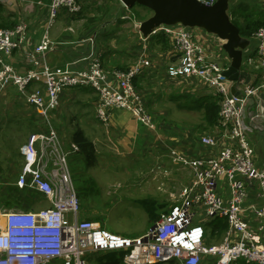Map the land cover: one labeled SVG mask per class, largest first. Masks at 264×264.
Instances as JSON below:
<instances>
[{"label":"built area","instance_id":"built-area-1","mask_svg":"<svg viewBox=\"0 0 264 264\" xmlns=\"http://www.w3.org/2000/svg\"><path fill=\"white\" fill-rule=\"evenodd\" d=\"M200 1L206 5L215 2ZM255 1L264 10V0ZM82 6L79 0H51L49 26L60 9L74 16L82 11ZM196 29L162 24L152 34L164 33L176 55V60L166 66L168 77L195 81L220 97L218 125L227 144L215 154L196 157L171 149L168 156L186 167L190 176L181 189L180 201L163 212L153 228L128 238L101 228L91 219L78 218L79 200L69 169V151L61 147L50 116L59 105L63 89L88 85L98 94L95 112L102 123L109 122V109L118 106L149 130L155 129L152 115L133 84V79L151 66L150 60L140 56L131 66L118 71L113 82L108 80L100 59L92 55L86 57L84 68L51 66L47 53L58 42L45 37L28 55V66L17 71L4 57L29 42V28L25 22L0 28V89L12 84L49 125L47 133H34L21 146L23 163L15 182L20 191L35 193L48 205H30L29 210L0 209V264H94L86 262V253L106 250L124 251L125 264H233L239 260L264 264V157L258 166L246 124L263 114L264 82L242 87V82H238L241 96H234L233 81L224 75L228 65L221 66L216 61L217 50L202 42ZM253 36L258 55L255 68H264V24ZM35 82L40 86L29 88ZM251 102L255 103V110L247 109ZM199 143L208 152L216 146L217 139L201 135ZM78 151L79 147L72 143L70 152ZM220 180L225 187L223 192ZM250 180L255 181L261 197V204L248 207L256 221L254 227L243 216ZM216 217L224 218L227 228L218 244L209 245L203 224Z\"/></svg>","mask_w":264,"mask_h":264},{"label":"crops","instance_id":"crops-1","mask_svg":"<svg viewBox=\"0 0 264 264\" xmlns=\"http://www.w3.org/2000/svg\"><path fill=\"white\" fill-rule=\"evenodd\" d=\"M79 1L83 5L82 8L90 6L93 9L86 8L75 16L64 18L67 23L64 22V24L54 27L49 33L52 28V25L49 26L48 24V5L51 0H0V25L6 23L15 25L25 22L29 28V42L14 51L12 55L5 56L4 61L12 65L17 71L24 70L28 66L27 57L32 53L34 45L40 43L45 37H49L58 42L57 47L47 53V60L51 66L70 65L71 68H84L87 66L86 57L92 55L100 59L108 80L114 82L118 71L131 66L140 56L148 58L151 66L144 68L142 73L133 79V84L146 109L152 115L155 129L149 130L145 125L138 122L128 110L114 106L109 109L108 123H102L98 119L101 125L106 126L103 137L106 140L103 142L104 146L109 144L107 141L111 143L104 152L107 155H119V152L126 156L134 155L133 158H130L131 160L141 161V158L145 156L150 155L155 158V153L160 155V149L163 146L168 147L167 156L171 149L178 148L196 157L209 153L215 154L227 144L221 130L216 129L213 133L201 128V125H204V110L202 107L200 108V98L213 93L201 88L195 81L168 77L165 72L166 66L176 60L168 37L163 33L166 38L164 40L156 33L144 39L137 30L138 22L149 17L151 11L140 10L136 18L131 21L129 20V12L120 0ZM229 3H231L229 14L240 25H244L245 19L264 12L263 8L262 10L256 8V6L261 7L255 0H230ZM233 9L239 13L238 16L233 15L231 11ZM250 40L251 44L243 54V65L251 68V71H248L251 74L249 85H255L264 82V68H255L258 60L256 40L254 36ZM225 58L228 60L227 55ZM38 86L40 83L35 82L29 88ZM242 86L243 84L240 85V87ZM5 88L0 89V184L2 185H0V195L2 196L11 194L12 190L9 189V185L14 184L15 186L23 163V156L20 152L21 146L27 142L30 135L38 132L47 133V129L42 127V125H46L45 120L36 112L33 105L20 92L19 95L13 88ZM93 91L95 92L93 95L88 93V95L83 96L80 104L78 102L68 103L70 102L67 99L68 93L71 91L64 93L62 97L61 101L67 103V107L71 104L72 106L87 107V110L81 112L77 108L78 113L80 112L78 114L79 120L76 119L73 122L71 119L69 121L62 120L59 107L54 111L52 118L58 125L65 123L81 125L85 121L89 125L93 124L98 100V94L95 90ZM262 100L264 103V89ZM90 106L93 108L94 117L90 116L88 109ZM254 106H256L255 103L251 102L247 105V109L254 108L255 110ZM14 116L26 121L27 130L16 135L18 145L16 144L14 150L8 151L9 137L15 131L11 125L14 123L12 122ZM246 124L249 141L254 148V158L257 165L260 166V161L264 157V106L263 114L254 122ZM97 125L99 124L97 123ZM182 125H190L191 128ZM47 126L49 127V125ZM80 129L84 131V129ZM61 133L66 134L65 131ZM84 134L94 144L93 135L87 130L84 131ZM206 134L213 135L217 139L216 146L209 148L208 152L199 143L200 136ZM72 135L69 133V137L63 140L60 139L58 133L61 147L64 151H69V156L76 153L70 152V146L73 143ZM139 151L143 154L142 156L137 154ZM10 178H15V180H7ZM220 181V191L223 192L225 187L223 181ZM247 182L248 192L243 216L249 225L254 227L256 221L248 207L250 204H261V197L255 181ZM208 221L203 224L206 243L209 245L218 244L223 234L218 241L215 238L210 240L209 230L205 225ZM168 263L175 264L176 261ZM233 264L245 263L239 260Z\"/></svg>","mask_w":264,"mask_h":264},{"label":"rangeland","instance_id":"rangeland-1","mask_svg":"<svg viewBox=\"0 0 264 264\" xmlns=\"http://www.w3.org/2000/svg\"><path fill=\"white\" fill-rule=\"evenodd\" d=\"M86 8L90 10L93 9L89 6L83 7L82 10L84 11ZM125 8L129 12V20L131 21L136 18L140 10L150 12L147 8L139 5ZM256 8L259 10L257 6ZM260 9L262 10V8ZM71 16L73 15L68 14L65 9H60L49 33H51L54 27L62 23L64 24V22L67 23V20H64V18L67 19ZM195 33H199V39L207 43L211 49L217 50L215 54L218 55L219 58L216 59V61L221 66H227L229 59L227 60L225 58L226 53L222 49L221 43L218 42L214 36L206 34L203 30L196 29ZM241 69L251 71V68L247 65H243V63ZM11 88L19 94L12 84L7 85L5 89ZM91 88V86L82 85L67 87L62 90L59 96V105L57 106V108L59 107L61 110L62 120L69 121V119H71L72 122L76 119L79 120L80 116H78V114L81 111L87 110V107L79 105L72 106L71 104L67 107V103L61 101L64 93L71 91L68 93L67 99L70 101L68 103L78 102V104H80L79 102H81L83 96L88 95V93L93 95V90L95 89L92 88V90ZM72 95H74V97H72ZM77 108H79L78 111L80 110L79 113ZM56 109L54 111H56ZM88 109L90 116L94 117L92 106ZM54 111L51 112L50 123L51 126L58 131L60 139L64 140L69 137V133L72 135L80 128L84 129V131L87 130L94 138L95 159L92 165L89 164L88 159L82 152H76L70 156L68 155L72 182L79 200V219H91L95 224L113 234L133 238L143 235L150 227L148 220L149 215L143 206L137 202L138 199L155 198L166 207L164 211L180 201L181 189L190 178L189 171L181 163L174 162L170 156H167V146H163V148L160 149V155L155 153V158L149 155L141 158V161H137L136 159L131 160L130 158H133L134 155L126 156L124 153L120 152L119 155H107L104 150L107 149V146L111 145V143L107 141L109 144L104 146L103 142L106 140L103 137L106 126L101 125L98 122V118L95 117L91 125L86 123L87 121L81 125H71L69 123L58 125L55 119L52 118ZM12 122H14L11 125H13V130L15 131H13L9 137L10 143L7 147L8 151L15 149L17 144L16 135L24 133L27 130V123L24 119L14 116L12 117ZM96 122L99 125H97ZM43 126L45 129L48 128L47 125H42V127ZM182 126L191 128L190 125ZM198 130L201 131L200 129ZM59 131H65L66 134H60ZM215 131L216 129L213 128L211 132L214 133ZM147 134L150 135V133ZM137 154H140V156L143 155L140 151ZM7 180H15V178ZM14 187V184L9 185L12 194L0 195V207L2 206L7 210L12 209L4 206L6 199L12 201L11 203L14 205L13 209H21L19 206H22V204H24L23 202L28 206L34 205L33 208L48 205L47 202H41L37 195L31 196L28 192L16 194ZM164 211H162L160 215ZM211 220L212 219L209 221ZM206 225L212 226V223L210 222ZM94 253H96V251H88L84 256L85 260L90 263H95L93 261ZM158 264L170 263L163 262Z\"/></svg>","mask_w":264,"mask_h":264},{"label":"water","instance_id":"water-1","mask_svg":"<svg viewBox=\"0 0 264 264\" xmlns=\"http://www.w3.org/2000/svg\"><path fill=\"white\" fill-rule=\"evenodd\" d=\"M125 7L139 5L151 11V15L142 20L137 30L144 37L153 33L162 24L182 25L197 28L207 34L214 35L221 43L222 49L229 59V66L224 75L233 81L231 93L240 97L238 82L249 84L251 74L241 69L243 54L251 44V40L240 35L239 28L229 15V0H215L206 5L200 0H120ZM154 224L150 227L153 228Z\"/></svg>","mask_w":264,"mask_h":264},{"label":"trees","instance_id":"trees-1","mask_svg":"<svg viewBox=\"0 0 264 264\" xmlns=\"http://www.w3.org/2000/svg\"><path fill=\"white\" fill-rule=\"evenodd\" d=\"M230 4L231 3H229V7ZM231 11L233 15L235 16L239 15V13L236 10L233 9ZM231 20L239 28V33L241 36L247 39H251L255 31L264 24V12L258 13L255 17L245 19L244 25H240L238 21L234 20L232 17ZM0 26H1L0 28H9V27H13L14 25H12V23H6ZM157 35H159L160 38L166 40L165 35L163 33H157ZM219 99L220 97L217 94H208L200 98V108L202 107L204 110L203 113L204 125H201V128L203 130H207L209 132H211L213 128L220 130V126L218 125ZM72 141L79 147V151L82 152L85 155V157L88 159L89 164L92 165L95 159V146L93 142L84 134V131L81 129H77L72 135ZM15 187H16L15 188L16 194H22L24 192H27V191H20L16 185ZM28 193H30L31 196L36 195L35 193H31V192ZM11 202L12 201H10V199H6V201L4 202V206L13 208L14 205H12ZM137 202L141 206H143V208L148 213L149 215L148 220L150 227L157 221V219L160 217V213L164 211L166 208L163 204L159 203L155 198L138 199ZM23 203L24 204H22V206L20 205L19 207H23L24 209L30 208L25 202ZM210 219L212 220L207 223L209 224L211 222L212 226L206 225L207 223L205 224L206 228L209 230V239L212 240L213 238H215V240L218 241L220 236L224 233V231L227 228V222L224 218L216 217ZM123 255H124V251L122 250L97 251L93 255L94 257L93 261L95 262L94 264H125L123 261Z\"/></svg>","mask_w":264,"mask_h":264},{"label":"bare ground","instance_id":"bare-ground-1","mask_svg":"<svg viewBox=\"0 0 264 264\" xmlns=\"http://www.w3.org/2000/svg\"><path fill=\"white\" fill-rule=\"evenodd\" d=\"M13 208H14V207H13ZM13 208H12V209H13ZM0 209H5V210H7L6 208H3L2 206L0 207ZM9 210H10V209H9ZM28 210H29V209H28ZM86 262H89V261L86 260Z\"/></svg>","mask_w":264,"mask_h":264}]
</instances>
